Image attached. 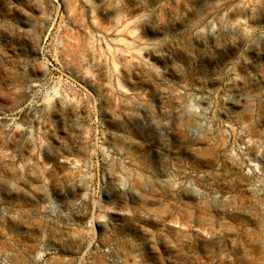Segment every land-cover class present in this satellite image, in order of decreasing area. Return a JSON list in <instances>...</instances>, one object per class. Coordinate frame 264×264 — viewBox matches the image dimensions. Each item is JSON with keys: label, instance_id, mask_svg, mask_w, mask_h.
<instances>
[{"label": "rangeland", "instance_id": "1", "mask_svg": "<svg viewBox=\"0 0 264 264\" xmlns=\"http://www.w3.org/2000/svg\"><path fill=\"white\" fill-rule=\"evenodd\" d=\"M0 264H264V0H0Z\"/></svg>", "mask_w": 264, "mask_h": 264}]
</instances>
